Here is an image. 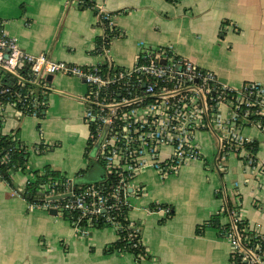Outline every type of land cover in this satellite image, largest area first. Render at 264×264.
Here are the masks:
<instances>
[{
    "label": "crops",
    "instance_id": "obj_1",
    "mask_svg": "<svg viewBox=\"0 0 264 264\" xmlns=\"http://www.w3.org/2000/svg\"><path fill=\"white\" fill-rule=\"evenodd\" d=\"M92 1L106 19L79 0H0V16L23 49L53 60L102 63L106 56L97 46L105 37L108 56L120 66L132 64L142 44L171 45L221 83L264 85V0ZM112 27L119 34L108 37ZM47 84L43 115H18L7 107L0 131H18L30 169L49 165L72 181L98 180L103 168L85 155L91 156L82 118L85 83L55 73ZM242 133L252 139V154L264 166V128L245 125ZM196 137L205 159H213L214 133L202 130ZM38 146L44 149H29ZM9 176V181L0 177V264H237L229 240L210 222L216 213L219 223L230 221L224 214L228 201L239 204L247 223L264 230V171L256 181L239 155L227 156L224 170L197 159L164 178L153 168L139 169L133 183L144 192L130 197L127 214L141 228L140 256L105 251L117 239L109 228L93 227L80 236L65 216L28 209L19 190L34 175L16 168Z\"/></svg>",
    "mask_w": 264,
    "mask_h": 264
},
{
    "label": "built area",
    "instance_id": "obj_2",
    "mask_svg": "<svg viewBox=\"0 0 264 264\" xmlns=\"http://www.w3.org/2000/svg\"><path fill=\"white\" fill-rule=\"evenodd\" d=\"M98 16L101 21L107 18L100 8ZM106 44L103 37L97 46L106 56L102 63L53 60L45 53L23 49L6 31L0 16V66L7 71L0 69V120L7 107L18 115L39 117L46 107L40 88L47 90V75L62 73L82 79L87 147L104 174L77 190L69 178L60 184L61 189H55V180L43 182L36 198L28 199L27 208H54L80 236L93 227L109 228L129 247L144 252L140 225L127 214L130 197L144 192L142 185L133 183L139 169L153 168L164 178L197 159L224 170L227 156L234 154L253 169L257 181L264 166L254 158L252 139L243 135L242 128H264V85L221 83L212 70L177 54L171 45L142 44L134 62L120 66L108 56ZM3 73L14 77L10 83L2 81ZM202 130L215 135L213 159L206 160L201 152L196 134ZM29 149L37 151L39 146ZM1 160L9 161V152ZM64 192L69 194L47 198ZM229 219L226 237L232 260L264 264V230L245 222L237 209L229 211ZM236 222L242 225L238 228Z\"/></svg>",
    "mask_w": 264,
    "mask_h": 264
},
{
    "label": "trees",
    "instance_id": "obj_3",
    "mask_svg": "<svg viewBox=\"0 0 264 264\" xmlns=\"http://www.w3.org/2000/svg\"><path fill=\"white\" fill-rule=\"evenodd\" d=\"M79 1H80L79 3L82 5H86V6H90L91 8H94V12L98 13V11L95 8L96 6L92 0H79ZM115 34H119V33L116 32V29L114 27H112L109 30L108 37H111ZM2 81L5 83L11 82V79L7 73H3ZM40 90L44 95L47 92V90L43 88H40ZM42 115L43 113L39 114V116H42ZM0 126H1V120H0ZM16 145H19V148H17ZM43 149L44 148L39 146L38 152H41ZM6 152H9V161H2L1 159ZM29 154L30 153L28 149L26 148V146L23 144V142L19 138L17 130L11 131L10 133H7V134L2 133L0 131V177L1 178L9 181L10 170H13L16 168H22V169H27L34 175L32 179H28L26 181L24 185V192L36 195L38 192L39 185L41 183L53 182L54 180L56 181L54 185L55 189H61L62 186L60 184L63 183L66 176L62 172L51 168L49 165H45L41 169H30L28 167ZM85 155L88 160L91 159V157H89L87 152H85ZM12 164H13V168H12ZM77 177L79 176H76V178ZM88 182H80V180L78 181L75 180L73 181V185L75 186V190H77L79 186H83ZM216 195L222 196L221 189L216 192ZM34 198L36 197L34 196ZM231 209L239 210V204H237L236 206H233V205L231 206V204L228 201V203H226L225 205L224 214L227 212L229 214V211ZM220 215H221L220 213H216L215 215H213L210 219V222L212 224L217 225V227L221 229V232L223 233V235L226 236L227 231L230 230L231 228V224H230V221H228L225 224L219 223ZM236 225L239 228L240 225L242 224L236 222ZM114 249L125 250V251L127 250V251L133 252L134 254L143 252V249L129 247L127 242L124 239H122V237L117 238L114 242L106 245L105 247V251H113ZM233 262L238 264L239 261L238 259L234 258Z\"/></svg>",
    "mask_w": 264,
    "mask_h": 264
},
{
    "label": "water",
    "instance_id": "obj_4",
    "mask_svg": "<svg viewBox=\"0 0 264 264\" xmlns=\"http://www.w3.org/2000/svg\"><path fill=\"white\" fill-rule=\"evenodd\" d=\"M0 69H2L3 71L7 72L6 69H4L2 66H0ZM52 77L51 74L47 75V79L50 80ZM14 77L11 76V79H13ZM20 194L23 195L26 199H33L35 195L33 194H30V193H26V192H23L22 190H19ZM69 192H64V193H60V194H54V195H50L48 196L47 198H56V197H60V196H65V195H68ZM49 213L50 214H56V210L54 208H51L49 210Z\"/></svg>",
    "mask_w": 264,
    "mask_h": 264
},
{
    "label": "rangeland",
    "instance_id": "obj_5",
    "mask_svg": "<svg viewBox=\"0 0 264 264\" xmlns=\"http://www.w3.org/2000/svg\"><path fill=\"white\" fill-rule=\"evenodd\" d=\"M83 123H84V127L86 128V130L88 131V127H87V125L85 124V122L83 121Z\"/></svg>",
    "mask_w": 264,
    "mask_h": 264
}]
</instances>
